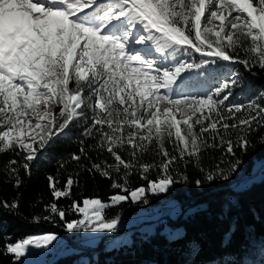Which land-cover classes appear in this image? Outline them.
<instances>
[{
  "label": "snow or ice",
  "instance_id": "1",
  "mask_svg": "<svg viewBox=\"0 0 264 264\" xmlns=\"http://www.w3.org/2000/svg\"><path fill=\"white\" fill-rule=\"evenodd\" d=\"M237 65L264 71V0H0V157H13L0 160V176L20 189L21 169L30 178L48 148L75 135L78 152L58 171L75 162L119 191L81 206L72 198L80 173L63 183L49 174L53 199L31 222L58 218L70 233L92 234L116 232L121 217L107 210L148 204L147 192L177 183L174 173L189 182V165L203 174L197 186L227 182L240 166L237 150L253 136L264 144V93L234 99L243 88ZM217 150L232 159L206 167L204 155ZM146 154L156 160L145 162ZM134 174L147 185L130 187ZM62 198L72 201L67 208ZM19 207L0 200L12 214ZM68 211L83 218L69 221ZM57 240L47 233L5 242L0 254L24 264Z\"/></svg>",
  "mask_w": 264,
  "mask_h": 264
},
{
  "label": "trees",
  "instance_id": "2",
  "mask_svg": "<svg viewBox=\"0 0 264 264\" xmlns=\"http://www.w3.org/2000/svg\"><path fill=\"white\" fill-rule=\"evenodd\" d=\"M234 71L239 72L243 84L242 89H236V101H246L251 96L264 93V71L254 68L252 72H248L239 65L235 66ZM78 148L75 135L62 137L34 162L30 178L21 169L24 183L18 190L13 187V182H4V178L0 176V200L17 199L20 203L19 211L15 214L0 209V252L3 251L5 242L16 243L37 232L56 231L62 238L66 236L64 223L58 218L55 224L31 222L34 215L47 214L43 211V206L53 199L47 175L58 176L63 183L68 174L79 172V183L73 187L72 198L81 206L85 198H99L102 202H109V197L119 191L110 188L111 180L102 178L98 173L89 174L75 162L58 171L60 163L67 160L70 153L78 152ZM92 156L93 159L112 162L106 153L99 156L92 153ZM11 158V154H5L0 160L6 162ZM225 158L227 157L222 156L218 150L211 151L204 155L203 162L206 167H211ZM143 159L145 162H153L156 157L146 154ZM235 159L240 161V166L227 182L217 181L197 186L194 181L203 179V174L189 165L182 169L188 174L189 182H180V174L174 173L177 183L166 193L147 192L148 204L132 203L129 200L106 212L108 218L118 214L122 220L130 219L138 215L139 209L155 210L163 201L175 200L183 212L177 220L168 221L175 229L183 228V233L179 236L169 237L162 231L164 219L169 218L162 216L157 231L153 234L138 235L142 222L139 226L134 224L135 231L130 244L105 249L104 243H110L113 239L110 242L103 240L98 249L84 253L88 256L87 263L77 261V255H68L53 264H251V255L261 258L257 261L264 264V177L260 178L264 171V167L260 168L264 165V144L253 136L251 146L247 151L238 149ZM257 169H260L258 173ZM246 178L249 180L244 182ZM148 179H157L156 172H151ZM147 183L139 174H134L129 186L135 188L146 186ZM71 202L62 198L59 204L67 208ZM81 216L82 214L68 211L66 219L76 220ZM125 230H120L119 233ZM71 246L78 248L74 243ZM0 264H16L14 254H0Z\"/></svg>",
  "mask_w": 264,
  "mask_h": 264
},
{
  "label": "rangeland",
  "instance_id": "3",
  "mask_svg": "<svg viewBox=\"0 0 264 264\" xmlns=\"http://www.w3.org/2000/svg\"><path fill=\"white\" fill-rule=\"evenodd\" d=\"M262 167H264V165H261L260 168ZM259 170L260 169L256 170L257 173L259 172ZM256 171L253 172V176H255L254 174L256 173ZM263 177H264V171L262 172L260 178H263ZM247 180H249V178H246L244 182H246ZM138 211H139L137 213L138 215H135L131 217L130 219H123V220L121 219L122 221L118 225V230L120 226H125V225L130 224L128 225V229L125 231H122L117 236H115L111 243L105 244L104 245L105 249H112L114 247H120L122 245L130 244L133 240V233L135 231V229L133 228L134 224L136 226H139L140 223L142 222V227L138 229L140 231V234L138 235L140 236H148L150 234L155 233L157 231L158 223L162 218L160 213H162L166 217L169 216V218L164 219L165 224L162 229L164 233H167L169 237L179 236L180 234L183 233L182 227H178L177 229H175L168 221V219L177 220L178 217L183 212L182 207L175 200H165L155 210L150 209V211H145V210L139 209ZM81 218L83 217L81 216L80 219ZM47 233L57 234L58 235L57 241H60L62 239V235L56 231L37 232V233L26 236L24 239H28L30 237L34 238L37 235H42V234H47ZM105 233H109V232H105ZM105 233H97V234L74 233V239H84V241L81 244L77 245L78 248L72 247V246L66 247L67 246V243H66L59 249H55L56 247H54L53 244L56 243L57 241H54L51 245H49L46 248L34 249L31 255H27L26 253L27 259L25 260L24 263L25 264H53L59 258L68 256V255H77V257L75 258L77 261H83L87 263L88 256H86L84 253L86 251H95L96 249H98L99 246L103 243V235ZM27 247L34 248V246L32 245H29ZM258 259H261V258L256 257V255L254 256L251 255V260H250L251 264H260V262L257 261Z\"/></svg>",
  "mask_w": 264,
  "mask_h": 264
},
{
  "label": "built area",
  "instance_id": "4",
  "mask_svg": "<svg viewBox=\"0 0 264 264\" xmlns=\"http://www.w3.org/2000/svg\"><path fill=\"white\" fill-rule=\"evenodd\" d=\"M160 215L166 217L162 213H160ZM125 229H128V225L120 226L119 230H117L114 233H105L103 235V240L104 239H114V237L120 232V230H125ZM83 241H84V239H74L73 233L66 232V236H64L60 241H57L53 245H54V247H59V246H63L66 243H76V246H77V245L81 244Z\"/></svg>",
  "mask_w": 264,
  "mask_h": 264
},
{
  "label": "bare ground",
  "instance_id": "5",
  "mask_svg": "<svg viewBox=\"0 0 264 264\" xmlns=\"http://www.w3.org/2000/svg\"><path fill=\"white\" fill-rule=\"evenodd\" d=\"M169 215H170V214H169ZM167 216H168V215H167ZM67 232H68V231H67ZM73 238H74V233H73ZM111 240H112V239H104L105 242H110ZM104 241H103V242H104ZM110 243H111V242H110ZM68 244H70L69 246H71V243H67V245H68ZM74 244H76V243H74ZM104 244H108V243H104ZM60 247H61V246L56 247L55 249H59ZM56 252H57V251H56Z\"/></svg>",
  "mask_w": 264,
  "mask_h": 264
}]
</instances>
